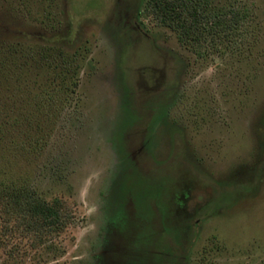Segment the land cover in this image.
<instances>
[{
    "label": "rangeland",
    "instance_id": "rangeland-1",
    "mask_svg": "<svg viewBox=\"0 0 264 264\" xmlns=\"http://www.w3.org/2000/svg\"><path fill=\"white\" fill-rule=\"evenodd\" d=\"M149 1L0 0L2 55L55 53L0 75V184L66 222L0 204V264H264V0L188 39Z\"/></svg>",
    "mask_w": 264,
    "mask_h": 264
},
{
    "label": "trees",
    "instance_id": "trees-1",
    "mask_svg": "<svg viewBox=\"0 0 264 264\" xmlns=\"http://www.w3.org/2000/svg\"><path fill=\"white\" fill-rule=\"evenodd\" d=\"M147 10L152 12L157 18L166 26H171L175 28L181 36L185 39L199 37L205 29L209 27L213 28L219 25L216 21L220 20V25H224L222 20L224 16L214 15L211 12L209 2L207 0H150L146 7ZM2 53V52H1ZM0 53V75L7 77L8 68L16 66V57L15 55L20 53L21 57L24 58L27 55L24 49H14L8 52V55H2ZM11 55V56H10ZM34 55H40L41 58L45 59L47 62L51 61L55 57V53L51 49H40L33 50L30 52V58H33ZM61 58L62 63L68 64L67 56L61 55L58 58ZM6 74V75H5ZM49 83L52 84L51 77ZM62 87L65 85L63 83ZM45 94H49V90L45 89ZM67 91V89H64ZM56 91V90H55ZM35 103L34 108L41 113L40 117L44 114L48 116H53L54 112H43L42 108V97L39 98ZM51 97L47 98L51 102ZM52 103V102H51ZM54 106L48 104L47 106ZM43 113V114H42ZM5 134V133H4ZM3 134V135H4ZM2 136V135H1ZM0 140H2L0 138ZM0 204L9 205L14 211L18 209L21 216L33 218L37 223L44 224L48 230H59L66 226L64 220V215L62 213V207L59 204H49L45 200L37 196L36 191H34L30 186L24 183H8L0 184ZM36 223V224H37ZM160 254H153V259H150L151 264L155 263V260L160 259ZM157 263V261H156Z\"/></svg>",
    "mask_w": 264,
    "mask_h": 264
}]
</instances>
